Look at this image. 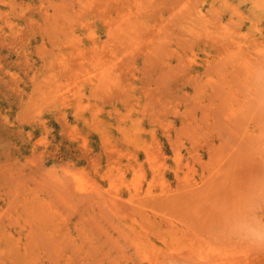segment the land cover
I'll return each instance as SVG.
<instances>
[{
	"label": "rangeland",
	"instance_id": "rangeland-1",
	"mask_svg": "<svg viewBox=\"0 0 264 264\" xmlns=\"http://www.w3.org/2000/svg\"><path fill=\"white\" fill-rule=\"evenodd\" d=\"M248 225L264 0H0V264H264Z\"/></svg>",
	"mask_w": 264,
	"mask_h": 264
},
{
	"label": "clouds",
	"instance_id": "clouds-1",
	"mask_svg": "<svg viewBox=\"0 0 264 264\" xmlns=\"http://www.w3.org/2000/svg\"><path fill=\"white\" fill-rule=\"evenodd\" d=\"M246 235L254 243H264V230L251 225L246 226Z\"/></svg>",
	"mask_w": 264,
	"mask_h": 264
},
{
	"label": "bare ground",
	"instance_id": "bare-ground-1",
	"mask_svg": "<svg viewBox=\"0 0 264 264\" xmlns=\"http://www.w3.org/2000/svg\"><path fill=\"white\" fill-rule=\"evenodd\" d=\"M146 155H147V154H146ZM113 157H114V156H113ZM135 158H137V157H135ZM137 160H138V159H137ZM140 184H141V183H140ZM112 185H113V184H112ZM134 188H135V185H134ZM140 188H141V187H140ZM111 190H112V189H111ZM110 193H111V192H110ZM112 193H113V192H112ZM112 193H111V194H112Z\"/></svg>",
	"mask_w": 264,
	"mask_h": 264
}]
</instances>
